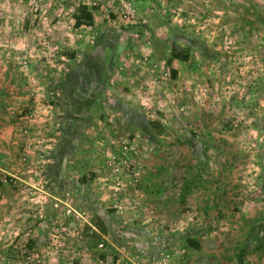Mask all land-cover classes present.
<instances>
[{"label":"rangeland","instance_id":"1","mask_svg":"<svg viewBox=\"0 0 264 264\" xmlns=\"http://www.w3.org/2000/svg\"><path fill=\"white\" fill-rule=\"evenodd\" d=\"M14 1L21 2L32 29L46 30L33 39L31 51L19 54L20 70L28 80L27 94L39 99L42 110L40 93L46 94L52 104L49 108H56L63 115L64 100H58L55 91L63 98L65 90L53 83L52 71L56 67L68 71L66 56H70L73 47L64 37L52 43L49 15L56 4L57 13L68 16L82 0ZM67 1L71 3L69 9L64 4ZM230 1L150 0L147 5L141 4L144 10L137 12L139 5L121 7L112 0H84L88 7H96L93 11L105 30H113L111 34L107 32L112 49H108L103 60L96 58L101 79L106 81L93 87L94 93L105 100L106 94L112 97L117 92L115 83L123 91L127 82L146 98L136 104L130 115L126 116L122 107L121 116L103 120L107 130L81 136V145H85L83 159L73 164L75 177L69 183L72 190L83 188L89 205L72 200L76 196L70 189L63 198L52 194V166L48 163H27L32 165L28 176L0 167V178L16 180L15 184L0 180V189L7 186L15 196L8 201L0 198V264H157L162 253L169 255L171 264H179L161 246L147 251L144 246L127 247L132 246L128 243L121 245L120 251L112 249L101 236L96 212L101 209L119 217L122 225L156 222L155 234L163 236L167 220L158 207L153 206V211L145 214L135 210L145 205L139 195L141 180L144 174L154 172L150 186L159 192L160 178L163 174L168 176L167 187L176 199L189 173L181 164L183 161L200 159L201 163L195 164L197 172H208L209 159L216 162L213 172L218 178L232 172L234 191L245 192L243 199L258 202L264 209V0ZM87 25L75 32L77 36L84 39L86 29L91 36L93 27ZM116 29L124 31L117 48ZM172 47L187 52L188 60L172 59ZM97 72L89 69L87 75L92 79ZM112 76L116 77L114 84L109 83ZM187 101L188 115L183 118L182 104ZM98 106L104 111L103 104ZM198 106L206 114L209 108L214 110L210 113V126L193 115L191 108ZM44 115L43 122L52 119L51 129L45 133L53 135L52 131L57 130L62 134L63 126L52 127L55 116L50 117L48 111ZM151 121L156 125L151 126ZM43 153L45 157L54 155L56 147L45 148ZM18 160L26 163L28 153L22 150ZM229 161L231 164L226 165ZM224 187L218 180V189ZM263 212L260 210L258 216L264 221ZM171 216L176 224L177 214ZM261 226L264 228V222ZM121 231L130 232L129 228ZM232 234L230 241L241 252L240 230H233ZM127 239L123 235L122 241ZM262 253L264 256V247ZM188 262L193 264L194 259Z\"/></svg>","mask_w":264,"mask_h":264},{"label":"crops","instance_id":"2","mask_svg":"<svg viewBox=\"0 0 264 264\" xmlns=\"http://www.w3.org/2000/svg\"><path fill=\"white\" fill-rule=\"evenodd\" d=\"M112 1L118 5H139L140 7L136 8L137 6H135V8L137 12H141L144 10L141 4L147 5L150 0ZM227 1L231 3L230 0ZM81 3L87 5L84 0ZM64 4L68 9L71 6L68 1ZM55 6L52 5L51 16L46 14L52 19V24L48 29L49 33L52 34V43L64 37L71 42L73 47L70 56H66L68 71L65 69L64 72L60 67L53 68L54 71H52L53 83L60 84L65 90L63 98H60L57 94L59 91H55L56 98L60 101L64 100L63 115L57 112L56 108H51L52 113L50 112L49 107H52V104L46 100V94L43 93H40V99L43 101L44 110L41 109L39 99L27 94L26 82L28 80L25 79L22 70H20L19 54L22 55L31 51L33 39L43 35L46 30L43 31L40 27L32 29L29 26L30 17L24 11L21 2L0 0V167L6 172L28 176V169L32 165L27 163L38 162L42 165L48 163L52 166V194L55 197L63 198L64 193L70 189L72 196H76L72 200L76 198L81 203L89 205L87 203L88 197L85 199L83 188L76 183L78 189L73 188L72 190L69 183V180L75 177L76 169L73 164H78L83 159L82 148L85 145H81V136L84 133L88 134L102 130L106 125L103 120L109 121L110 118H107L109 116H121L123 111L126 112V116L130 115L132 111H135L136 104L146 97L145 94L132 90L127 82L124 84L126 87L123 91L115 83L117 92H113L112 97L106 94L105 100L95 94L94 90L96 88L93 89V87H99L102 85L101 81H104V79H101L99 72L101 66L99 62L97 63L96 58L99 56L100 61L103 60L109 52L108 49H112L107 32L111 34L113 30H105L99 16H96L95 11H93L96 7H89L92 12V22L89 27H93L94 31L89 36L90 30H84L87 36L82 39L75 32L86 26V24L78 27L74 26L72 14L75 8L71 10L70 15L65 16L59 15L57 13L58 6ZM114 32L119 37V40L115 43L117 48L124 31L121 30L120 33V29H116ZM23 50L25 51L23 52ZM28 62L31 63L30 60ZM56 65L59 66L60 63ZM53 67L55 66L53 65ZM89 69L98 70L97 77L92 75L93 78L90 79V76L87 75ZM114 79L116 77L112 76L109 83L114 84ZM35 101H38V103ZM101 104L105 106L104 111L99 110L98 105ZM122 107H125V110L122 111ZM185 107H189L188 101L182 104L183 113L181 112V114L183 118L188 115V113H185L187 109ZM191 110L194 116L202 119L209 126L213 122L210 114L214 111L213 109L209 108L208 114L200 106L197 108L192 107ZM47 111L50 117L55 116L52 127L63 126L62 134H59L61 131H57L55 128V131H52L54 132L53 135L52 133H45L46 130L51 129V118L47 123L43 122L46 117L44 113H47ZM57 117L59 118L57 119ZM113 126L109 128L113 130L115 125ZM104 129L107 130L108 128ZM52 146L56 147V153L45 157L44 149L52 148ZM22 150L28 153L26 163L18 160ZM59 151L62 152V155H59ZM77 152L79 154H76ZM186 163L190 164L191 168ZM196 163H201V160L181 162L182 165L184 164L188 168L189 173L184 177V184L180 193H177L176 199L171 195L173 193L171 189L167 187L168 184L170 185L168 176L163 174L160 178V191L158 192L150 186L153 183L154 172L143 175L141 180L143 187L139 195L141 199L144 198L145 205H139L135 210H139L138 213L145 214L152 212L153 206L158 207L165 214V220H167V229H163V236L159 237L155 234L156 222L149 224H142L141 222L135 224L132 222L122 225L119 217H114L100 209L96 213L101 224V236L106 239L107 245L116 251H120L122 246L128 243L132 246L128 244L127 247L144 246L147 251L154 250L158 246L164 247L170 251L173 260L179 264H192V262H188L192 259H194L193 264H198V262L200 264H263L262 248L264 247V239L258 235V232L260 229H264L259 228L263 227L261 224L264 221L258 215L260 210L264 209L261 208L258 202H252L249 198L243 199L245 192L234 191L232 172L228 175L225 173L218 178L217 174L213 172V169H215L213 165L216 162L214 163L209 159L208 172H197ZM230 164L231 161L226 165ZM46 175L48 179L51 178L50 175ZM218 180L221 184H224V189H218ZM8 188L2 185L0 189V195H2L0 198L7 199V201L15 199L13 191ZM149 206L151 208L148 211ZM173 213L177 214L175 225L172 223L173 216L171 215ZM190 216L191 219L188 218ZM124 228H129L130 232H122L121 230ZM135 229H137L136 233ZM238 229L242 238L238 240L243 241V245L240 246L241 252H238L233 246L234 242L230 241L233 240L230 237L233 235V230L239 231ZM142 230H145V232L141 233ZM227 230H230L231 233ZM123 235L128 238L125 242L122 241ZM257 235L259 238L256 237ZM187 236L192 238L194 243H197L195 248L186 245L185 238ZM87 241L90 242L88 239ZM247 246H253V248L249 250ZM244 247L247 248L244 249ZM185 252L187 256H185ZM230 254H232L231 257Z\"/></svg>","mask_w":264,"mask_h":264},{"label":"trees","instance_id":"3","mask_svg":"<svg viewBox=\"0 0 264 264\" xmlns=\"http://www.w3.org/2000/svg\"><path fill=\"white\" fill-rule=\"evenodd\" d=\"M74 19V26L78 27L83 24H91L92 22V12L89 9V7L86 4L80 3L76 6L75 11L72 14ZM170 57L172 59H178L181 61H187L188 60V53L184 52L182 50H178L175 47H172L170 49ZM150 125H156V122L151 121ZM194 240L190 237L185 238L186 245L191 248H195L197 246V243L193 242Z\"/></svg>","mask_w":264,"mask_h":264},{"label":"built area","instance_id":"4","mask_svg":"<svg viewBox=\"0 0 264 264\" xmlns=\"http://www.w3.org/2000/svg\"><path fill=\"white\" fill-rule=\"evenodd\" d=\"M0 180L3 183L12 182L13 184H15V182H16V180H13L12 178L7 177V176H2L0 178ZM258 235L260 237H263L264 236V229H260L259 232H258ZM156 260H157L156 261L157 264H171L170 258H169V255L168 254L162 253Z\"/></svg>","mask_w":264,"mask_h":264}]
</instances>
